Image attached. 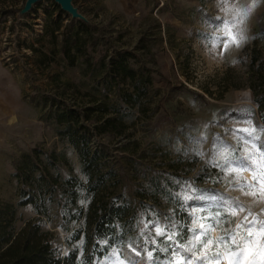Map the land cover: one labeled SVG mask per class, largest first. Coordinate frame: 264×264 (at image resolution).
Returning <instances> with one entry per match:
<instances>
[{
    "label": "rangeland",
    "instance_id": "374dc122",
    "mask_svg": "<svg viewBox=\"0 0 264 264\" xmlns=\"http://www.w3.org/2000/svg\"><path fill=\"white\" fill-rule=\"evenodd\" d=\"M55 3L58 2L41 0L27 7L26 0H0V116L5 113L17 116L12 126L6 127L0 122V204H17L19 200L14 172L21 154L37 145L62 149L53 123L46 120L48 109L40 107L34 97L35 93H50V80L34 67L31 69L26 57L30 50L22 43L25 38L42 32L46 18L44 8L53 12V19L57 18L59 11ZM72 4L78 17L106 29L114 49L128 48L140 54L142 63L154 70L156 80L154 99L147 114L141 116L134 111L125 119L126 133L115 139L94 133L92 147L102 149L111 159H118L124 165L129 157H141L143 164L152 166L162 163L168 168L172 163L180 171L175 184L182 198L191 188L194 196L218 194L244 205L245 212L226 217L222 211L220 218L214 221L212 217L218 205L195 198L184 200L192 216L191 226L198 218L197 232L201 230L199 224H204L205 228L213 225L208 229V236L202 239L210 238L215 242L216 238L235 229L248 210L264 221L262 170L257 169L256 173L260 184L247 190L255 191L253 196L231 186V183L252 180L250 172H242L238 181L233 179L235 174L225 179L221 169L215 166L222 160L216 155L214 145H227L234 156L255 153L257 163L262 162L257 149L264 151V125L248 108L252 104V91L250 88L230 89L222 99H216L202 89L208 85L216 91L215 82L230 67L242 80L249 76L242 59L254 31L264 27V0H72ZM247 8L250 11L241 20L237 11ZM223 21L230 23L226 27ZM67 22L65 18L63 24ZM226 33L234 36L238 43L230 42L225 48L223 40L218 38L225 37ZM68 75L72 79L79 77L77 69L69 70ZM85 79L82 91L92 84ZM78 97L80 94L72 95L69 102L72 104ZM243 129L252 131L258 138L256 148ZM125 143L126 149H117ZM67 156L73 170L65 167L64 173L71 170L78 173L79 163L71 148L67 149ZM18 216L20 225L23 219L34 216V211L30 205L21 206ZM71 227L68 231L57 230V244L63 251L69 248L65 238L72 233L75 224ZM160 241L158 249L163 246ZM217 250L213 243L204 254L210 257ZM244 250L242 264H264V233L253 229L252 241L244 245ZM166 254L158 258L152 252L149 260L147 251L114 248L94 264H168L172 257L169 252ZM207 264L216 262L210 260Z\"/></svg>",
    "mask_w": 264,
    "mask_h": 264
},
{
    "label": "trees",
    "instance_id": "16d2710c",
    "mask_svg": "<svg viewBox=\"0 0 264 264\" xmlns=\"http://www.w3.org/2000/svg\"><path fill=\"white\" fill-rule=\"evenodd\" d=\"M55 6L57 18L44 8L42 32L22 43L30 50L31 69L50 80V93L34 97L48 109L46 120L53 123L62 149L37 145L15 162L19 200L0 204V264H94L114 248L164 258L168 252L157 248L162 237L155 236L150 222L174 223L180 243L192 235V216L175 184L178 167L145 165L141 157H125L124 165L92 147L94 133L115 139L126 133L125 119L134 111L147 114L154 99V70L136 51L114 49L105 28ZM242 61L249 71L246 80L230 67L215 82L216 91L208 85L202 89L222 99L230 89L250 88L248 108L264 125V27L254 31ZM71 69H77V79L68 75ZM85 78L92 84L82 91ZM74 94L80 97L71 104ZM69 148L76 154L78 173L72 172ZM65 167L72 170L64 173ZM26 205L34 216L19 225L18 207ZM73 224L65 238L69 248L63 251L57 230L68 231Z\"/></svg>",
    "mask_w": 264,
    "mask_h": 264
},
{
    "label": "snow or ice",
    "instance_id": "6c2138e0",
    "mask_svg": "<svg viewBox=\"0 0 264 264\" xmlns=\"http://www.w3.org/2000/svg\"><path fill=\"white\" fill-rule=\"evenodd\" d=\"M250 11V8L239 9L237 11V16L241 20L247 15V12ZM226 27L230 23L229 21L222 22ZM235 23V21L231 22ZM241 39L243 37H240ZM218 39L223 40L225 48H227L228 43L235 42L238 43V40L234 36L225 34V37H219ZM242 131L248 132V137H250V143H252L253 148H256L255 140L258 139L253 135L252 131L243 129ZM215 153L222 160V163H216L215 166L219 167L224 173V178L226 179L229 175L235 174L233 176L234 180H239L240 175L244 171H248L252 174V180H244L239 183H231V186L236 189L241 190L245 195H256L255 191H247L248 189H255L260 184V179L257 177V169H261V177H264V151L257 149L260 157L262 158L261 163H257L255 159V153H249L245 156H234L231 152L228 151L227 145H222L221 147H216ZM194 190L189 188L187 193L183 196L185 201L192 200H205L211 204L218 205L216 209L215 216L212 219L218 220L220 218L221 212L225 213V216H235L237 212H245L244 205L240 204L238 200H233L232 198H224L218 194L207 195L201 193L200 195H192ZM264 212V210H262ZM195 216V213L192 214ZM251 217V219H249ZM198 218L193 220L192 227L188 231L192 232V237L186 239V243L181 244L177 240V231L176 225L166 224L163 228L159 225V222H150L154 223L155 236L162 237L163 239L160 243L163 245L159 248L161 252H169L172 257L169 260L168 264H207L210 260H215L216 264H222V262L227 261V264H242V259L244 257V245L252 241L253 238V229H258V231L264 233V221L259 219L258 215H253L250 210L247 211V214L236 224L235 229L226 233V235L216 238L215 242L208 238L202 239L208 236V229L212 228L213 225L209 224L205 228L204 224H199L201 229L199 232L196 231V224ZM147 227V225H145ZM244 232V235L240 233ZM184 238V237H182ZM152 244H156V239L150 241ZM216 244L217 251L212 256H207L204 254V250L212 245ZM199 246V247H198ZM222 246V249H221ZM198 249V250H197ZM156 249L154 248L153 251ZM135 251V250H134ZM183 253V254H182ZM115 254V252L113 253ZM136 255H140L139 252H136ZM147 257L149 260L152 259V251H147ZM195 257V260L193 259ZM123 264V262H121ZM135 264V262H133ZM252 264V262H249Z\"/></svg>",
    "mask_w": 264,
    "mask_h": 264
},
{
    "label": "water",
    "instance_id": "95a60500",
    "mask_svg": "<svg viewBox=\"0 0 264 264\" xmlns=\"http://www.w3.org/2000/svg\"><path fill=\"white\" fill-rule=\"evenodd\" d=\"M41 0H26L27 7H32L35 3ZM64 10H67L72 16H78L76 8L72 4V0H56Z\"/></svg>",
    "mask_w": 264,
    "mask_h": 264
},
{
    "label": "bare ground",
    "instance_id": "6f19581e",
    "mask_svg": "<svg viewBox=\"0 0 264 264\" xmlns=\"http://www.w3.org/2000/svg\"><path fill=\"white\" fill-rule=\"evenodd\" d=\"M17 121V116L14 113H5L0 116V122L6 126H12ZM223 264H227L226 261L223 262Z\"/></svg>",
    "mask_w": 264,
    "mask_h": 264
}]
</instances>
